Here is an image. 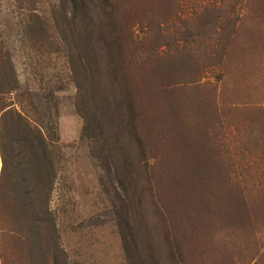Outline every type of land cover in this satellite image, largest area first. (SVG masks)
Returning a JSON list of instances; mask_svg holds the SVG:
<instances>
[{
    "label": "rangeland",
    "instance_id": "374dc122",
    "mask_svg": "<svg viewBox=\"0 0 264 264\" xmlns=\"http://www.w3.org/2000/svg\"><path fill=\"white\" fill-rule=\"evenodd\" d=\"M250 1L0 0V44L57 121L51 210L70 264H264ZM14 235L5 264H30Z\"/></svg>",
    "mask_w": 264,
    "mask_h": 264
},
{
    "label": "trees",
    "instance_id": "16d2710c",
    "mask_svg": "<svg viewBox=\"0 0 264 264\" xmlns=\"http://www.w3.org/2000/svg\"><path fill=\"white\" fill-rule=\"evenodd\" d=\"M76 7L79 8V4ZM247 8L253 16L264 15V0H251ZM115 30L116 27L109 25L112 36ZM1 35L0 30V40ZM258 40L257 48H262L264 44ZM109 46L119 56V39H113ZM0 59L2 261L5 264L8 255L3 237L13 233L14 238L28 248L30 264H70L68 255L59 246L57 224L51 210L53 191L60 175L57 121L52 109L45 107L43 95L22 90L11 52L4 44H0ZM13 95L16 96L14 102H8L6 97ZM37 122L39 125L35 124Z\"/></svg>",
    "mask_w": 264,
    "mask_h": 264
}]
</instances>
